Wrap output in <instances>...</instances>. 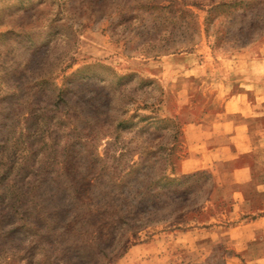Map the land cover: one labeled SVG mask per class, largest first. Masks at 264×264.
<instances>
[{"label":"rangeland","instance_id":"obj_1","mask_svg":"<svg viewBox=\"0 0 264 264\" xmlns=\"http://www.w3.org/2000/svg\"><path fill=\"white\" fill-rule=\"evenodd\" d=\"M261 59L264 0H0V264H225L200 124Z\"/></svg>","mask_w":264,"mask_h":264},{"label":"crops","instance_id":"obj_2","mask_svg":"<svg viewBox=\"0 0 264 264\" xmlns=\"http://www.w3.org/2000/svg\"><path fill=\"white\" fill-rule=\"evenodd\" d=\"M252 68L241 90L218 92L221 109L200 124L213 178L203 229L212 250L232 252L225 264H264V59Z\"/></svg>","mask_w":264,"mask_h":264},{"label":"trees","instance_id":"obj_3","mask_svg":"<svg viewBox=\"0 0 264 264\" xmlns=\"http://www.w3.org/2000/svg\"><path fill=\"white\" fill-rule=\"evenodd\" d=\"M209 175H210V178H211V187H210V190H211V188H212V186H213V178H212L211 173H209ZM210 190H209V193H210ZM208 196H209V195H208Z\"/></svg>","mask_w":264,"mask_h":264}]
</instances>
